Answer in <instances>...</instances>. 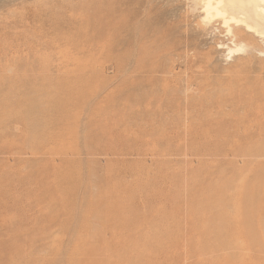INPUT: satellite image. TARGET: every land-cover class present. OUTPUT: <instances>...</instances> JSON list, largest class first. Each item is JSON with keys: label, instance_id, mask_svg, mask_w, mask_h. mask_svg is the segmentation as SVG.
<instances>
[{"label": "rangeland", "instance_id": "rangeland-1", "mask_svg": "<svg viewBox=\"0 0 264 264\" xmlns=\"http://www.w3.org/2000/svg\"><path fill=\"white\" fill-rule=\"evenodd\" d=\"M198 9L0 0V264H264V41Z\"/></svg>", "mask_w": 264, "mask_h": 264}, {"label": "bare ground", "instance_id": "bare-ground-1", "mask_svg": "<svg viewBox=\"0 0 264 264\" xmlns=\"http://www.w3.org/2000/svg\"><path fill=\"white\" fill-rule=\"evenodd\" d=\"M192 2L203 12L202 18L205 22L210 23L218 19L229 33L234 27L238 32L251 33L249 35L258 36L264 41V0H192ZM241 51L243 46L228 47L230 55Z\"/></svg>", "mask_w": 264, "mask_h": 264}]
</instances>
